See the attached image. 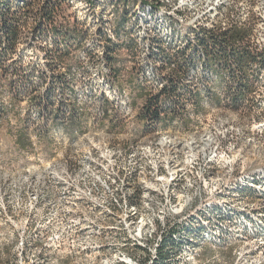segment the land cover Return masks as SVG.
<instances>
[{"label":"bare ground","instance_id":"obj_1","mask_svg":"<svg viewBox=\"0 0 264 264\" xmlns=\"http://www.w3.org/2000/svg\"><path fill=\"white\" fill-rule=\"evenodd\" d=\"M78 1L86 3V12L92 16L94 14L92 18L95 17L96 9H106L115 15L122 8L120 0H107L105 5H100L102 0H96V3L92 0ZM132 1L126 27L128 43L132 55L136 56L134 60L139 62L137 83L141 87L150 85L151 96L165 93L164 87L169 86L166 85V75H170L178 63H182L186 55L183 53L188 49L199 54V58L194 59L202 63L199 72L214 78L210 62L222 61L224 57L203 53L200 38L204 33L214 32L217 35L232 28L244 32V35L228 45L227 50L250 52L249 46L242 45L249 44L252 38L250 54L257 61L263 59V63L251 65L249 71H256L264 77V41H260L264 34H260V29L257 30V24L247 34L236 22H227L231 16L216 21L223 11L225 0L221 4L218 1L215 3L213 20L211 17L193 20L192 16L185 14L186 9L184 11L176 7L179 0ZM84 20L80 21L83 23ZM30 31L33 34L32 29ZM22 41L19 39L18 44ZM39 41L31 38L25 43L27 47L31 46L27 49L25 60H33H30L29 55L35 42ZM44 43L51 45L47 41ZM155 44L160 46L161 54ZM232 67L236 69L237 75L243 74L235 66ZM230 73L227 71L224 77ZM253 91L257 100H260L258 105L264 111V88L260 90L256 87ZM124 94L123 104L130 115L133 113L128 105L130 92L125 91ZM181 119L186 121L182 115ZM213 129L214 126L207 119L203 129L195 128L192 132H186L180 130V120L174 119L169 130L157 131L155 137L130 141L126 146L100 144L90 139V144L83 150L77 149L79 143L83 144L89 137H77L78 142L66 145L69 147L67 149H71V156L70 161L63 165L55 163L57 160L54 159L48 163L43 161L44 165L41 166L42 158L37 154L32 155V147L13 152L18 157L16 163L0 158L4 166L0 167L1 174L31 182L32 186L29 218L24 216L26 219L24 223L20 222L21 227L17 224L19 219H15L16 248L19 250L17 262L59 264L61 257L70 260L71 264H158L159 249L166 236L172 234L174 240L185 242L190 231H194L198 239L194 240L193 246L176 254L173 261L174 264H189L198 257V247L208 241L221 245L229 242L227 237L230 227L226 226V222L231 227L233 223L240 226L246 235H234L236 238L253 237L264 245V221L254 218L257 212L251 207L255 201L245 205L251 210L238 208L244 211L238 217L232 211L235 205L231 202L246 201L250 196L251 200L264 201V167L251 176H243L242 171L237 178L232 177L233 183L218 185L214 182L216 175L222 171L233 175L236 159H233L229 146L222 141L226 138L225 134H222V138L221 134L218 137ZM248 138L264 148V119L254 121L252 134H248ZM32 140L36 152L42 150L43 137L36 135ZM30 159L33 167H27L30 166ZM208 204L214 205L207 207ZM198 215L200 217H196ZM29 253L32 254L30 257ZM52 255H55V259L50 262Z\"/></svg>","mask_w":264,"mask_h":264},{"label":"rangeland","instance_id":"obj_2","mask_svg":"<svg viewBox=\"0 0 264 264\" xmlns=\"http://www.w3.org/2000/svg\"><path fill=\"white\" fill-rule=\"evenodd\" d=\"M32 1L34 6H30L29 14L22 18L25 27L20 33V39L24 44L19 43L16 46L15 54L18 56L0 59V145L9 147L5 154H0L1 159L18 162L16 156H10V150H20L15 146L18 143L14 137L22 134L28 147H20L31 149V139L37 135L43 137V148L37 155L45 163L56 159L55 163L63 165L70 161L71 156V149L66 150V145L78 142L80 137L88 136L89 139L83 144L79 143V150L86 148L90 139L100 144L126 146L130 141L155 137L158 130H169L171 122L178 115H182L184 120L186 118L183 125L186 132L194 131L195 128L203 129L209 119L216 136L221 134L222 138L225 134L226 138L222 141L229 146L233 159H236L235 173L229 175L226 174L227 171L219 172L216 181L214 180L218 185L232 182V177L237 178L242 171L243 176H251L264 167V148L248 138V134H252L254 121L264 119V111L258 105L260 100L253 94L254 88H264V77L260 73L249 72V66L247 67V77L244 78L247 81L246 89L242 92L238 90V83L241 81L239 76L209 78L200 73L202 63L195 61L196 53L188 49L182 58L185 69L181 68L180 73L175 71L166 75L168 85L173 89L167 88L160 99L149 96L150 85H146V89L139 87L136 82L140 69L139 62L134 60L136 56L132 55L129 46L122 45L126 35L121 26L125 20L117 22L115 16L118 14L114 15L106 9H96L95 17L92 18L94 14L92 16L86 12V3L78 0H53L59 13L52 18L54 28L50 30V34L62 38L56 31L62 27L63 33L67 30L64 37L68 40L79 38L82 42L75 44L68 41L67 45L46 46L44 40L36 35L40 41L35 42L32 47L29 57L33 60L30 63L28 59L21 60V57L31 48L25 43L34 38L30 30L37 23L36 12L44 0ZM217 1L223 3L222 0H179L176 7L184 11L186 9L185 14L192 16L193 20L201 17H211L213 20V8ZM105 4L107 0L100 2V5ZM223 7L216 21H223L231 16L227 22H236L247 34L254 24H257L260 34H264V0H225ZM124 16L127 17L126 14ZM81 19H85L83 23ZM113 41H117L118 46H110ZM260 41H264V38L260 37ZM125 91L130 92L128 105L133 110L130 115L123 104ZM139 91L142 92L141 95ZM150 98L154 99L151 103L148 102ZM147 104L151 111H157L156 119L141 114L140 110ZM170 106L174 112H171ZM0 188V199L3 201H0V204L3 203L0 206V264H19L17 230L14 225L15 219H19L17 224L21 227L20 222L24 223L29 218L31 182L8 178L0 173ZM249 198L247 202L232 200L236 206H233V213L238 217L244 212L238 208L251 210L252 207L257 212L254 213V218L264 221V201L251 200V196ZM254 201L249 209L245 207ZM213 205L208 204L207 207ZM233 224L231 227L226 222V226L230 227L227 237L229 242L226 245L208 241L198 247V257L194 263L189 264H264V245L253 237L236 238L234 235H246L242 233L240 226ZM17 229L21 230L18 226ZM31 255L29 253L28 257ZM53 259L55 255H52L50 262ZM59 264L71 262L59 257Z\"/></svg>","mask_w":264,"mask_h":264},{"label":"trees","instance_id":"obj_3","mask_svg":"<svg viewBox=\"0 0 264 264\" xmlns=\"http://www.w3.org/2000/svg\"><path fill=\"white\" fill-rule=\"evenodd\" d=\"M92 1L93 3H96V0H92ZM132 2H133L132 0H120L119 3L122 5V8L120 12L118 11L116 13L118 14V16H116L117 22L119 21L122 22V20H125V23L121 26L122 30L124 31L126 35L125 38L122 40V42L126 46H129L130 48H131V45L128 43L129 34L126 31V27L129 22V11L131 10L130 8H131ZM110 4L111 2L109 1V5ZM30 6H34V2L32 0H0V59H5L6 57L10 58L12 56L13 57L18 56V54H15L16 46L20 39V33L23 30V27H25L24 25L25 22L23 21L22 18L23 17L25 18L26 15L29 14ZM57 7H58L57 4L54 3L53 0L43 1V5L36 12V15L38 16L37 23L32 28V32H33L32 36L34 37V39L39 40L38 37H41L40 39H43L44 42L47 41V43H51V45L53 44L54 45H67L68 41H73L75 42V44H77L78 42H82V40L79 38L68 40L66 37H64L67 33L66 32L67 30H64L65 32L63 33L62 27L60 29L59 28L56 29L57 33L63 36L62 38H57L50 34V30L52 31V28H54V26L52 25V18H54V16L58 15L59 13V10L57 9ZM124 14H126L127 17H125ZM228 30L223 31V33H219L217 35L214 32L204 33L203 34L204 36L202 35V38H200V42L202 45V51L203 53L205 52V54L212 53V54H216L217 57L219 55L221 57H224V60L222 61L211 60L210 62L214 75H215L214 78H217L218 76L224 77V74L227 71H230L231 73L229 76H232V75L239 76L241 81H239L238 83V90L243 92L246 89V83H247V81L244 80V78L247 77V73H246L247 67L249 66V70H250L251 65L256 64V63L262 64L263 59H261L260 61H257L250 54V52L246 50H241V52L239 50L234 51L233 49L227 50L229 47L228 45H230L232 42H236L237 40L241 39L244 35L242 31L236 30L234 28L230 29L229 31ZM239 32H241L242 34H240ZM36 35L38 37H36ZM208 42H211V43L208 45ZM155 47H158V52L161 54L162 51H160L161 50L160 46L155 44ZM26 53H27V50H26ZM25 54L21 57V60L25 59ZM195 55L197 57L199 56L198 53H196ZM232 66H235V68H237V71H241L243 72V74L237 75L236 69H233ZM181 68L182 70L185 69L182 63H178L177 68L173 72L179 71L180 73ZM137 85L141 87L138 83ZM168 87H169V90L173 89L170 86ZM172 87H174L173 84H172ZM167 88L164 87V92L167 90ZM161 97L162 95L155 96L154 98L160 99ZM151 98L148 101L149 103H151L154 100ZM154 102H157V101H154ZM170 110L171 112H174V110H172L171 107H170ZM142 114L150 115L152 118H155V119L158 117L157 111L155 109L151 111L149 109L148 104L144 108V113ZM173 121L171 122V126H172ZM250 194L253 196L252 192ZM190 233H189L188 238L185 241L186 243L183 240H180V242L174 240V238L172 237V234L166 236L164 238V242L162 243L159 249L160 251H159V256H158V259H159L158 264H174L173 261L176 258V254H178L179 252H182L188 246L189 247H191V245L193 246L194 244L193 242H195L194 240L198 238L196 237L197 235L194 231H190ZM183 243H184V246H183Z\"/></svg>","mask_w":264,"mask_h":264},{"label":"crops","instance_id":"obj_4","mask_svg":"<svg viewBox=\"0 0 264 264\" xmlns=\"http://www.w3.org/2000/svg\"><path fill=\"white\" fill-rule=\"evenodd\" d=\"M117 41H113V43H110V46H118V43H116ZM122 45L124 47H126V45L124 43H122ZM132 75V74H131ZM133 76V75H132ZM132 76L130 78H132ZM140 95L142 94L141 91L138 92ZM137 96V95H136ZM142 99V98H141ZM16 142L18 143L17 145H15L16 147L19 146V149H22L21 147H28V145L25 144V142L27 141L24 136L22 134H19L17 136L14 137ZM21 146V147H20ZM7 147V148H6ZM9 149L8 146H3L0 145V154H5L6 150ZM5 150V151H4ZM10 152H12V154L14 156H16L13 151L10 150ZM17 157V156H16ZM18 158V157H17Z\"/></svg>","mask_w":264,"mask_h":264},{"label":"built area","instance_id":"obj_5","mask_svg":"<svg viewBox=\"0 0 264 264\" xmlns=\"http://www.w3.org/2000/svg\"><path fill=\"white\" fill-rule=\"evenodd\" d=\"M146 4H148V2L146 3ZM251 41H252V38H251ZM251 41L249 42V44H247V45H242V46H249L250 47V53H252L251 52ZM237 42V41H236ZM176 67V66H175ZM177 68V67H176ZM167 86H168V84H166ZM152 93H149V96L151 95ZM141 114L142 113H144V108H142L141 110ZM175 119H179L180 120V130H184L185 131V129H184V127H183V125H184V121H182V119H181V115H178ZM32 140V139H31ZM67 148H69V147H65V149H67ZM19 149V146H17V150ZM34 154H38L37 152H36V150H35V146L33 145V140H32V155H34ZM10 156H12V152H10ZM40 164H41V166H43L44 165V162H43V159H42V161L40 162ZM0 167H4L1 163H0ZM27 167H33V165H31V159H30V166H27ZM9 169V168H8ZM62 227H63V225H61ZM167 230H168V227H167Z\"/></svg>","mask_w":264,"mask_h":264}]
</instances>
